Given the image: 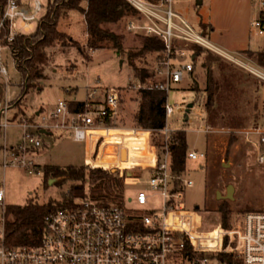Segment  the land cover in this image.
<instances>
[{
  "label": "built area",
  "instance_id": "1",
  "mask_svg": "<svg viewBox=\"0 0 264 264\" xmlns=\"http://www.w3.org/2000/svg\"><path fill=\"white\" fill-rule=\"evenodd\" d=\"M128 1V29L159 36L165 44L155 66L156 74L165 81L150 85L167 91L166 124L163 127L119 124L115 111L121 101L120 91L109 90L104 96L96 85L88 91L83 108L73 109L74 99L60 98L48 114L43 109L38 111L39 121L35 117L20 116L16 122L24 128L26 143L5 150L2 162L5 167L21 163L30 172L42 171L26 148L28 144L35 147L43 144L41 136L34 131L45 132L56 127L84 142L85 164L124 177L149 175V182L161 193L163 203L142 209L128 207L125 193L123 203L112 204L76 197L45 215L41 234L30 235L28 242L11 244L6 235V190L0 187V264H264V181L260 208L245 210L241 219L232 225L227 221L225 208L231 202L241 174L249 169L248 152L252 142L264 172V130H256L259 135L254 141L253 129L208 128L205 148L188 149V160H202L199 168L205 172L208 188L218 187V220L205 226L200 206L191 208L182 203L186 193L195 187V180L185 174L187 167L179 170L173 165V132L177 129H172L167 122L168 115L178 105L170 100V91L179 88L194 70L193 59H183L186 50L180 43H199L233 61L238 58L175 11L173 0ZM48 3L45 0L6 1L0 19V131L12 121L7 117L3 122L2 118L8 116V107L3 104L9 101L5 99V91L11 83L6 56H13L11 44L18 35L37 29ZM254 3L257 15L251 22V33L264 35V0H254ZM248 68L264 79V66ZM137 199L144 205L148 195L140 191Z\"/></svg>",
  "mask_w": 264,
  "mask_h": 264
},
{
  "label": "rangeland",
  "instance_id": "2",
  "mask_svg": "<svg viewBox=\"0 0 264 264\" xmlns=\"http://www.w3.org/2000/svg\"><path fill=\"white\" fill-rule=\"evenodd\" d=\"M30 1L33 3L35 0ZM47 1L49 0H45ZM172 6L216 45L238 58V61H233L204 46L207 50L239 67L244 77L248 78L247 91L239 95L237 107L240 108L239 118L258 114V128L250 126V129L255 131L252 134L253 140L257 141L259 133L256 130H264V79L248 67L263 66L249 58L243 51L264 48V35H252L250 29L251 22L257 15L254 0H173ZM127 24V16L109 23L110 29L125 33L123 51L111 47L91 50L85 45L87 29L84 15L79 11H73L64 17L60 27L69 31L72 39H67L66 45L58 42L48 47L50 62L43 66V77L39 79L40 85L29 89L27 93L23 92L24 78L14 57L7 54L5 60L11 83L5 91V99L9 101L3 104L8 107V116L3 115L2 118L3 122L7 117L12 121L10 120L9 127L1 128L0 131V187L6 190L7 203L25 204L31 198L40 202H46L50 198L62 199L75 184H78L82 191L84 187L83 192L89 193L92 190L91 183L82 181L69 180L60 184V181L50 183L48 180L47 184L43 171L30 172L21 163L4 166L2 161L5 150L15 149L26 143L24 128L16 122L20 120V116L35 117L39 121L40 117L37 113L40 109L48 114L60 98L70 100L75 96L86 98L88 91L97 85L100 95L105 96L109 90L120 91L121 101L115 111V119L119 124L137 123L135 114L141 97L139 85H148L153 81L150 77L146 83H143L139 71L131 65L128 51L139 49L142 43L139 36L141 34L129 30ZM18 26H21L19 20ZM195 44L199 43H180L181 48L186 50L183 59L189 61L192 58L194 70L190 77L188 76L180 83L179 88L170 91V100H174L178 105L175 111L168 115L167 122L172 129L187 131L190 148H205L208 139L207 129L210 128L207 123V92L204 90L206 69L202 65L204 53L194 50L192 47ZM159 59L155 53L148 52L145 56L136 57V62L139 65H147L155 72ZM214 67L218 74L217 65L215 64ZM154 77L157 81H165V78L157 75L156 72ZM195 81L199 83L200 89L190 88ZM190 102H194V105L189 111V119L186 120ZM228 102L231 103V100ZM230 106L232 105L228 104V107ZM3 112L6 113V109ZM226 119L230 117L226 116ZM34 132L41 136L43 144L39 147L28 144L26 149L29 157L40 169L47 163L63 166L86 163L84 142L75 140L69 131L53 127L45 132ZM248 154L249 169L241 174L236 187L233 188L234 194L229 202L230 208L226 209L227 221L231 225L241 219L245 210H248L247 205L260 207L263 200L264 172L257 161V150L253 142L249 146ZM201 162L202 160H188L185 174L195 180V187L186 193L182 203L191 208L199 205V211L204 217L202 222L207 226L218 220L220 207L218 206V187L208 188L205 172L199 168ZM117 176L123 180V191L128 207L152 209L162 205V195L151 186L149 175ZM140 191H145L148 195V202L144 205H141L137 199ZM130 197H133V200H130Z\"/></svg>",
  "mask_w": 264,
  "mask_h": 264
},
{
  "label": "trees",
  "instance_id": "3",
  "mask_svg": "<svg viewBox=\"0 0 264 264\" xmlns=\"http://www.w3.org/2000/svg\"><path fill=\"white\" fill-rule=\"evenodd\" d=\"M7 0H0V19L3 15ZM29 1V0H24ZM161 3L164 0H148ZM79 11L84 15L87 29V40L85 45L91 50L111 47L118 51L125 48V33L116 32L109 28L110 21L121 20L130 12L128 0H49L47 11L42 17L34 33L20 34L12 42V53L16 65L23 75V92L40 85L39 79L43 77V66L50 62L48 47L61 43L66 45V40L71 38L70 32L60 27L61 20ZM6 27L4 35L7 34ZM141 47L128 51L129 60L134 69L140 73L143 83L151 77V83L157 80L155 72L147 65H139L136 57L145 56L148 52L161 56L165 49L164 41L156 35H139ZM72 39V38H71ZM73 42V40H71ZM198 53H204L202 65L206 69V82L204 90L207 92L206 108L208 113V125L210 128H258V114L252 116H240V108L237 103L239 95L247 91L248 78L237 66L224 60L220 55L207 50L200 44L192 47ZM247 56L256 63L264 66V48L244 49ZM217 65L216 74L214 65ZM193 73V71H192ZM191 73V74H192ZM198 81V80H197ZM195 81L191 89H200L199 83ZM139 107L136 111L138 124L146 127H163L166 124L167 91L162 88L151 86L141 87ZM231 100V103L228 102ZM84 99L72 100L73 109L83 108ZM228 104L232 106L228 107ZM226 116L230 119H226ZM253 121V122H252ZM252 123V124H250ZM188 135L185 129H178L173 132V165L181 170L187 167ZM42 171L45 181L53 177L63 176L60 184L72 181L89 182L92 190L89 193L83 192L80 186L75 184L62 199L50 198L46 202H40L34 198L29 199L25 204L8 203L6 218V235L8 242L19 244L28 242L30 235L41 234L44 225V217L47 213L67 203L74 201L76 197H88L99 201L102 204L123 203V180L111 170L92 167L88 164H68L66 166L47 163ZM82 183V186H83ZM248 210L258 209L247 205ZM230 203L226 204V209Z\"/></svg>",
  "mask_w": 264,
  "mask_h": 264
},
{
  "label": "water",
  "instance_id": "4",
  "mask_svg": "<svg viewBox=\"0 0 264 264\" xmlns=\"http://www.w3.org/2000/svg\"><path fill=\"white\" fill-rule=\"evenodd\" d=\"M193 105H194V102H190L188 107H187L188 109H187V113H186V117H185L186 120L189 119V111ZM62 179H63V176H58V177L50 178L49 181H50V183H56L58 181H61Z\"/></svg>",
  "mask_w": 264,
  "mask_h": 264
},
{
  "label": "crops",
  "instance_id": "5",
  "mask_svg": "<svg viewBox=\"0 0 264 264\" xmlns=\"http://www.w3.org/2000/svg\"><path fill=\"white\" fill-rule=\"evenodd\" d=\"M73 99H85V98H78L77 96H75Z\"/></svg>",
  "mask_w": 264,
  "mask_h": 264
}]
</instances>
